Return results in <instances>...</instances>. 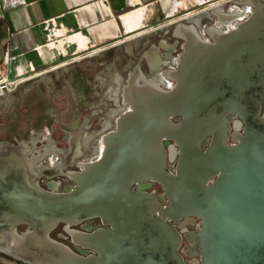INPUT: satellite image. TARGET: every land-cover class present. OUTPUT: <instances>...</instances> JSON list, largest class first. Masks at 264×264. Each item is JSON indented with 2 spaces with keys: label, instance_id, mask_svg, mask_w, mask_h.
Returning <instances> with one entry per match:
<instances>
[{
  "label": "water",
  "instance_id": "water-1",
  "mask_svg": "<svg viewBox=\"0 0 264 264\" xmlns=\"http://www.w3.org/2000/svg\"><path fill=\"white\" fill-rule=\"evenodd\" d=\"M233 3L251 15L237 30L214 36V45L190 34L173 74L174 89L139 90L129 102L131 112L103 136L99 158L67 174L73 186L63 192L41 188L30 153L1 145L0 237L9 236L12 245L4 255L22 264H264V0ZM222 5L211 0L208 10L200 6L181 14L176 36L183 22H200ZM156 27L123 33L117 42L139 41ZM7 79L11 84L26 76L7 73ZM1 88L0 102L12 93L4 84ZM177 115L183 119L174 124L170 118ZM227 115L244 123L234 126L242 134L232 136L238 145L231 148ZM209 136L212 144L204 150ZM164 139L179 147L176 176L167 169ZM143 181L161 184L169 206L138 190ZM176 216L195 217L199 227L179 234L170 223ZM88 219L109 229L91 234L71 229ZM58 224L66 226L74 244L93 254L75 253L52 239Z\"/></svg>",
  "mask_w": 264,
  "mask_h": 264
},
{
  "label": "flooded vegetation",
  "instance_id": "flooded-vegetation-1",
  "mask_svg": "<svg viewBox=\"0 0 264 264\" xmlns=\"http://www.w3.org/2000/svg\"><path fill=\"white\" fill-rule=\"evenodd\" d=\"M219 4L222 7L209 13L206 19L183 22L178 37L175 29L180 21L164 23L154 29L155 33L139 41L126 45L115 41L101 46V51L87 50L69 57L71 61L58 68L55 64L45 74L33 78L29 77L37 72L26 75L27 80L17 84L10 91V97L0 102V120H5L0 124V147L8 143L29 152L34 181L41 188L54 187L57 192H63L73 186L67 174L79 172L81 164L99 158L104 149L103 136L116 130V121L121 115L131 112L129 102L139 95V90L149 85L165 93L174 89L173 74L181 64L190 34L198 35L204 44L214 45V36L237 30L251 15L249 8L233 0ZM98 52H102L101 56ZM37 79L40 81L33 83ZM129 86L127 94L125 89ZM225 118L231 129L227 141L231 148L238 145L232 136L242 134V129L236 131L234 126L241 123L244 127V123L235 115ZM182 119L179 115L170 118L174 124ZM212 141L211 136L204 139V150L210 148ZM161 144L167 154V169L176 176L179 147L172 140L164 139ZM216 179L213 177L210 181ZM136 188L153 195L164 207L169 206L161 184L143 181ZM199 222L195 217L177 216L170 221L179 234L195 232ZM101 228L109 229L99 219H88L71 227L84 234ZM22 230L18 228L19 232ZM50 237L75 253L93 254L72 242L64 224H58ZM185 244L182 239V247ZM11 246L9 236L0 237V255L19 262L2 253Z\"/></svg>",
  "mask_w": 264,
  "mask_h": 264
},
{
  "label": "crops",
  "instance_id": "crops-1",
  "mask_svg": "<svg viewBox=\"0 0 264 264\" xmlns=\"http://www.w3.org/2000/svg\"><path fill=\"white\" fill-rule=\"evenodd\" d=\"M208 1L188 8L187 0H0L8 62L16 65L14 78L19 76V69L21 76L37 72L33 78L51 71L55 64L60 67L58 62L66 58L111 44L123 33L148 29L167 20L179 22L178 17L185 12H195L200 6L210 8ZM127 16L139 17L132 29L124 26ZM90 32L96 42L91 47L83 36ZM80 38L85 44L81 50L77 42ZM62 42L73 47L67 57L58 56L64 53Z\"/></svg>",
  "mask_w": 264,
  "mask_h": 264
},
{
  "label": "rangeland",
  "instance_id": "rangeland-1",
  "mask_svg": "<svg viewBox=\"0 0 264 264\" xmlns=\"http://www.w3.org/2000/svg\"><path fill=\"white\" fill-rule=\"evenodd\" d=\"M188 3H187V7L190 8L191 6H195L199 3H202V2H205V1H208V0H197V2L195 0H187ZM224 1H231V0H221L219 1V3H222ZM207 7H210V6H207ZM84 37H86L88 39V46L91 47L93 45L96 44V42L94 41L92 35H91V32L90 34L88 35H84ZM118 36V35H117ZM6 38H7V31H6V28H5V24L3 22V18L1 17V14H0V81L2 78H7V73H9V77L10 78H14V76L16 75L15 73V68H16V65L12 62H8V57L6 55ZM60 43V42H59ZM64 43V42H62ZM59 45V44H56V46ZM72 46L70 48H68V45L67 43H64L63 45V54L62 55H59L58 53V56L59 57H67L69 56L71 53H72ZM59 49V48H58ZM31 78V77H29ZM89 157V156H87ZM0 264H20L19 262H15L11 259H8L4 256H1L0 255Z\"/></svg>",
  "mask_w": 264,
  "mask_h": 264
},
{
  "label": "bare ground",
  "instance_id": "bare-ground-1",
  "mask_svg": "<svg viewBox=\"0 0 264 264\" xmlns=\"http://www.w3.org/2000/svg\"><path fill=\"white\" fill-rule=\"evenodd\" d=\"M138 19H139V17H135V16H127V17H125L124 18V21H123V23H124V26L127 28V29H132L134 26H136V24H137V21H138ZM76 38H79V36H77ZM77 42L79 43V49L81 50V49H83L84 47H85V44H84V42L81 40V38L78 40L77 39ZM22 72V70L21 69H19L18 70V74H19V76H21V73ZM27 80V79H26ZM24 80H19V81H17L16 83H12V85H10V86H15L16 84H18V83H21V82H23ZM1 84H4V85H6V84H8V79L6 78H2L1 79V81H0V89H1ZM15 84V85H14Z\"/></svg>",
  "mask_w": 264,
  "mask_h": 264
},
{
  "label": "built area",
  "instance_id": "built-area-1",
  "mask_svg": "<svg viewBox=\"0 0 264 264\" xmlns=\"http://www.w3.org/2000/svg\"><path fill=\"white\" fill-rule=\"evenodd\" d=\"M10 85H12V83H11V84H6V85H5V89H6L7 91H11L14 87H16L17 84H16V85L14 84L15 86H13V87L10 86ZM2 92H3V90H2V88H1V89H0V95H2Z\"/></svg>",
  "mask_w": 264,
  "mask_h": 264
},
{
  "label": "trees",
  "instance_id": "trees-1",
  "mask_svg": "<svg viewBox=\"0 0 264 264\" xmlns=\"http://www.w3.org/2000/svg\"><path fill=\"white\" fill-rule=\"evenodd\" d=\"M4 24H5V21L3 20Z\"/></svg>",
  "mask_w": 264,
  "mask_h": 264
}]
</instances>
